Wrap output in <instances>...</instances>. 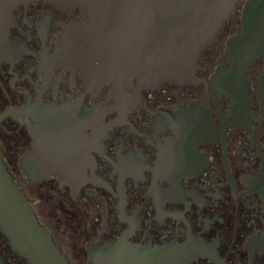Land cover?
I'll list each match as a JSON object with an SVG mask.
<instances>
[{
    "label": "flooded vegetation",
    "instance_id": "af4514ba",
    "mask_svg": "<svg viewBox=\"0 0 264 264\" xmlns=\"http://www.w3.org/2000/svg\"><path fill=\"white\" fill-rule=\"evenodd\" d=\"M246 1L203 48L192 80L156 86L136 77L101 83L98 66L77 64L69 37L85 18L78 6L0 3L9 40L0 113L16 110L0 119V157L14 179L23 176L30 113L54 108L67 117L55 125H69L62 134L76 144L72 178L25 180L49 185L86 264L108 246L139 264H264V53L244 69L226 54ZM0 256L29 264L1 230Z\"/></svg>",
    "mask_w": 264,
    "mask_h": 264
},
{
    "label": "water",
    "instance_id": "95a60500",
    "mask_svg": "<svg viewBox=\"0 0 264 264\" xmlns=\"http://www.w3.org/2000/svg\"><path fill=\"white\" fill-rule=\"evenodd\" d=\"M20 1L0 3L14 5ZM46 1L81 9L85 18L71 27L69 41L77 64L98 66L101 83L130 82L136 77L140 84L156 86L162 81L182 83L194 78L197 57L211 43L237 0ZM242 20V29L230 37L226 49L240 69L264 53V0H247ZM8 42L5 25L0 27V56L9 51ZM83 73L84 78L92 79L89 75L93 73ZM15 112L5 109L0 119ZM67 120L62 114L57 115L54 108L30 113L26 126L33 138L32 150L20 160L26 179L37 182L53 174L60 181L72 178L69 170L75 161L76 144L65 139L70 135L62 134L69 125H55ZM0 230L11 248L29 264H70L1 157ZM141 259L142 264H148L147 258ZM139 260L108 246L92 257L90 264H139Z\"/></svg>",
    "mask_w": 264,
    "mask_h": 264
},
{
    "label": "rangeland",
    "instance_id": "374dc122",
    "mask_svg": "<svg viewBox=\"0 0 264 264\" xmlns=\"http://www.w3.org/2000/svg\"><path fill=\"white\" fill-rule=\"evenodd\" d=\"M10 168L13 169L14 166ZM14 176L27 198L31 200L34 210L41 217L40 220L47 221L52 226L54 234L61 241L62 252L71 264H86L82 252L76 249L77 245L74 241L77 233H74L73 220L69 219L62 208L52 201V190H50L49 185L46 183H29L18 172H15Z\"/></svg>",
    "mask_w": 264,
    "mask_h": 264
},
{
    "label": "bare ground",
    "instance_id": "6f19581e",
    "mask_svg": "<svg viewBox=\"0 0 264 264\" xmlns=\"http://www.w3.org/2000/svg\"><path fill=\"white\" fill-rule=\"evenodd\" d=\"M7 50L5 49L3 52H6ZM6 54V53H5ZM230 54V53H229Z\"/></svg>",
    "mask_w": 264,
    "mask_h": 264
}]
</instances>
